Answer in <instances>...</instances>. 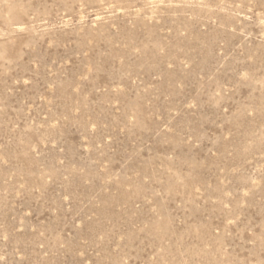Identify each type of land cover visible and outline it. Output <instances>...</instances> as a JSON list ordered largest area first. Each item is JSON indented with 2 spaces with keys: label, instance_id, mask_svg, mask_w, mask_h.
<instances>
[{
  "label": "rangeland",
  "instance_id": "obj_1",
  "mask_svg": "<svg viewBox=\"0 0 264 264\" xmlns=\"http://www.w3.org/2000/svg\"><path fill=\"white\" fill-rule=\"evenodd\" d=\"M0 264H264V0H0Z\"/></svg>",
  "mask_w": 264,
  "mask_h": 264
}]
</instances>
